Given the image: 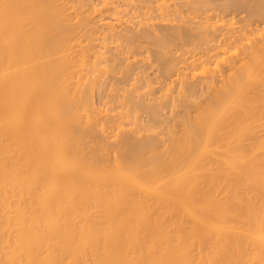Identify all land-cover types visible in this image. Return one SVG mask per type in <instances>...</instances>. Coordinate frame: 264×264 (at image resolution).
<instances>
[{"label": "bare ground", "instance_id": "1", "mask_svg": "<svg viewBox=\"0 0 264 264\" xmlns=\"http://www.w3.org/2000/svg\"><path fill=\"white\" fill-rule=\"evenodd\" d=\"M170 1L0 0V264H264V0Z\"/></svg>", "mask_w": 264, "mask_h": 264}, {"label": "rangeland", "instance_id": "2", "mask_svg": "<svg viewBox=\"0 0 264 264\" xmlns=\"http://www.w3.org/2000/svg\"><path fill=\"white\" fill-rule=\"evenodd\" d=\"M108 1L111 2L112 0H108ZM155 1H156V0H155ZM180 1H181L182 5H179V4H178V3H180ZM180 1L176 0V2H177L176 5L180 6V9H179V10H181V11L183 12V13H182V12H181V13L184 14V16H183L184 18L182 17V18H180V19L184 20L185 17L187 16L186 18H189V19H186V20H184V21H187V20H188V22L190 21V22H189L190 24H191L192 22L195 21L194 24H195V26H196V23H197V17H199L198 19H200L199 21H201V20H203V18L206 16V12L203 10V11L205 12V14H204L203 12H200V13H199L200 15L194 18V16H195L194 14H195V13H194V14H192L193 12L191 13V10H190L191 8H189V11L186 9V7H190V5L188 4V3H189L188 0H187V1L184 0V2H183V0H180ZM189 1H190V0H189ZM192 1H194V0H191V3H192ZM210 1H214V0H210ZM215 1H216V0H215ZM218 1L221 2L222 0H218ZM223 1H225V0H223ZM153 2H154V1H153ZM157 2H158V1H157ZM157 2L153 3V6H152V7H154V4H155V6H156V3H157ZM171 2L175 4V0H171L170 3H171ZM187 2H188V3H187ZM208 2H209V1H208ZM208 2H207V3H208ZM226 2H228V1L226 0L225 3H226ZM251 2H252V0L250 1V3H251ZM149 3H150V2H149ZM181 3H180V4H181ZM183 3L186 4V6H185V9L183 8V10H182ZM191 3H190V4H191ZM211 3H212V2H211ZM214 3H215V2H213L212 4L208 3V5H207L208 7L206 6L207 9L210 8L211 10H214V12H213V11H212V12H211V11H208L209 16H211V14L213 15V16L211 17L212 19L210 18L211 22H212V20H213L214 23H215V22L218 23V20H219V22H220L221 17H223L224 15H225L224 17L226 18V19L224 18V21H225V20L228 21L227 19H228L229 17H230V18H229V21H230V20L232 19V16H233V18H236V17H237L236 19L239 20V19H238V16L241 15V14H242V15L244 14V16L241 15L242 17H244V18H245V16L247 17L246 10H245V12H244V9H243V10L239 9V10H241V11H238V12H236V10H231V9H230V10L227 12V15H226V10L224 11V10H222L221 8H220V10H219L220 12L217 11V10L215 11V7H214V5H217L216 9H218V8L220 7V6L218 7V5H220V3H218L217 1H216L215 4H214ZM217 3H218V4H217ZM228 3H229V2H228ZM151 4H152V2H151ZM151 4H150V6H151ZM187 4H188V6H187ZM209 4H210L211 6H213V8H211V6L209 7ZM221 4H222V3H221ZM148 5H149V4H148ZM109 6L111 7V4H109ZM178 6H177V8H178ZM156 7H157V6H156ZM156 7H155V8H156ZM121 8L123 9V7H121ZM155 8H152L154 12H155ZM204 9H205V8H204ZM210 9H209V10H210ZM156 10H157V9H156ZM186 10L188 11V13H191V14H192V15H191V14L189 15L190 17L188 16V13H187ZM185 11H186V12H185ZM201 11H202V10H201ZM222 11H223V12H222ZM233 11H234V12H233ZM125 12H126V13H125ZM158 12H159V11L155 12L156 15H155V13L152 15L153 12H151V16H153V17H154V16H157ZM217 12H219V13H217ZM221 12H222V14H221ZM229 12H230V13H229ZM239 12H240V13H239ZM124 13H125V14H124ZM185 13H186L187 15H185ZM202 13H203V18H202V17L200 18V16H202ZM208 13H207V14H208ZM213 13H214V14H213ZM216 13H217V14H216ZM223 13H224V14H223ZM228 13H229V14H228ZM234 13H236L237 15L234 14ZM182 14H178V15H176V17H173V18H170V17H172V15H175V14L167 15V16H168L167 19L163 20V22H167V20H169L168 18H170V19H174V20H175V18H176L175 21H174V20H170V22L168 21V24H172V21H174V23H178V24H179V22H181L182 24H186L184 21H183V22H184V23H183L182 20H179V17L182 16ZM215 14H216V15H215ZM231 14H232V15H231ZM245 14H246V15H245ZM123 15H125V16H122V14H121V18H123L122 21H125V23L122 22V25H123V23H124V24H125L124 26H126V25L128 24V23H126V20L128 19V20H130V21H128V22H130V26H129V27H131V28L134 27L135 31H138V30L143 31V29H145V28L142 27V20H141V19H144L143 21H144V22L146 21L145 18H143L144 16H140V18H139V16L136 17V16H133V15L131 14V15L133 16V18L130 19V18H131V17L129 16L130 13L128 14L127 11H124V12H123ZM217 15H218V16H217ZM220 15H223V16L220 17ZM230 15H231V16H230ZM234 15H235V16H234ZM105 16L107 17V19H109V18L111 17V12H108V11H107V12L105 13ZM178 16H179V17H178ZM191 16H192L193 18H191ZM70 17H71V16H70ZM70 17L68 16V19H69L70 21H72V22H73V19L76 18V17L73 16V17H71V18H72V20H71ZM141 17H142V18H141ZM153 17H152V19H151L150 21H152V23L156 25L157 23H155L154 20L157 22V17H158V16L156 17V19H154ZM213 17H214L215 19H216V17H218V18L220 17V18H219V19L217 18L218 20L215 21ZM227 17H228V18H227ZM138 18H139V20H138ZM150 18H151V17H150ZM158 18H159V20L162 19L161 17H158ZM160 18H161V19H160ZM164 18H165V17H164ZM177 18H178V20H177ZM190 18H191L192 20H193V19H194V20L191 22ZM239 18H240V16H239ZM133 19H135V21H139V23H141V27H142V28L139 27L140 25H138V22L133 21ZM153 19H154V20H153ZM248 19H249V18H248ZM74 20H75V19H74ZM76 20H77V19H76ZM76 20H75L74 22H76ZM140 20H141V22H140ZM159 20H158V22H160ZM233 20H235V19H232V21H233ZM237 20H236V21H237ZM252 20H253V19H251L250 21H252ZM93 21H94L95 23H97V22H98V18L93 19ZM131 21L133 22V24H131V23H132ZM176 21H177V22H176ZM199 21H198V22H199ZM226 21H225V22H226ZM253 21H254V20H253ZM134 22H135L137 25H134ZM188 22H187V24H188ZM222 22H223V21H222ZM263 22H264V21H263ZM263 22H262V23H263ZM145 23H146V22H145ZM145 23H143V24L146 25V26L148 25V29H150V30L153 29V30H152L153 32L156 31L157 28L153 25V26L156 28V29H154V27L151 25V24H152L151 22H150V23H151V24H150V25H151L150 28H149V24H145ZM147 23H149V22L147 21ZM161 23H162V21H161ZM181 23H180L179 25H181ZM223 23H224V22H223ZM240 23H242V22L237 23V25H241ZM260 23H261V22H260ZM178 24H174V25H178ZM194 24H191V25H194ZM128 25H129V24H128ZM131 25H132V26H131ZM144 25H143V26H144ZM172 25H173V24H172ZM261 25H262V27H264L263 24H261ZM261 25H259V26H261ZM135 26H136V27H135ZM137 26H138V27H137ZM146 26H144V27H146ZM259 26H258V28H259ZM151 27H153V28H151ZM157 27H158V30H159V29H160V28H159L160 26L157 25ZM150 30H149V31H150ZM158 30H157V31H158ZM152 31H151V32H152ZM79 32H81V31H79ZM79 32H76L75 35H77V33H79ZM153 32H152V33H153ZM79 34H81V35L84 34L83 37L81 36L82 38H85L86 36H88V35H86V33H84V32H81V33H79ZM85 35H86V36H85ZM79 36H80V35H79ZM82 38H81V39H82ZM146 44H147V45H146ZM150 44H151V43H150ZM141 45H142V44H141ZM144 45H145L146 47H145ZM148 45H149V43H145V42H144V44L142 45V46L145 48V50H147V52H148V48H149V46H150V47L154 46V45H152V46H151V45L148 46ZM147 47H148V48H147ZM154 47H155V46H154ZM144 48H141V50H143ZM149 49H150V48H149ZM152 49H154V48H152ZM152 49L149 51L150 53H151ZM145 52H146V51H145ZM145 52H143V53H145ZM147 52H146V53H147ZM149 52L147 53V54H149V56L146 55V53H145V54H142V52H141V54H142V55H146V58H145V56H144V58L146 59L145 61L147 62V60H148V62L150 63V62H152L153 59H151L152 57H151V55H150ZM136 55H137V54H136ZM136 55H135V58H139V57L142 56V55H140V53L138 54V55H140L139 57H138V55H137V57H136ZM147 56L149 57V59H147ZM142 58H143V56H142ZM131 59H132V58H131ZM131 59H128L126 65H128V62H130ZM133 59H134V58H133ZM133 59H132V62H134V64L131 62V64H133V65H131V66H133L132 69H131V70H132L131 72H133L134 70L137 72L136 69L139 68V70H138L139 72H138V73H139V76H140L141 71H143V69L141 70V65H142L141 63H144L145 61H144L143 59H142V60H143L144 62H141L142 60H140V59H139V60H135V61L138 62V63H137L138 65H137V64H135V61H133ZM117 60H118V59H117ZM129 60H130V61H129ZM149 60H150V61H149ZM118 61H119V60H118ZM121 61H122V64H125V62H126V61L124 62L123 60H121ZM140 62H141V63H140ZM148 62H147V63H148ZM154 62H155V61H154ZM154 62H153V63H154ZM139 63H140L141 65H140ZM147 63H144V64H146V67L148 68L147 65H148L149 63H148V64H147ZM153 63H151L152 65H151V64L149 65V68H151L150 70H149V68H148V69H147V68H144V71H145V72H146V71H149V72H146V74H148V75H145V77H144L143 75L145 74V72L143 71V73H141L142 79H143V77H144V79L142 80V81H144V82H142V81L140 82V80H141L140 78H141V77H138V75H137L136 78H137V79L139 78L140 80H139V79H138L139 81L136 80V78L134 77L136 73H135V74L133 73L134 76L131 74V76H133V77H130V79L128 80V83H126V86L128 87L127 84H129V82H130L131 85H133L134 83H135V85H136L137 83H138V85H139V84L142 85V83L145 84V83L147 82V79H148V82H149L151 79L153 80L154 77H157V76H158V73H157V76H156V72H157V69H158V67H157V66H158V63H157V62H155L154 64H153ZM156 64H157V66H156ZM118 65H119V67H120V66H123V65H121V63L118 64ZM126 65H125V66H126ZM139 65H140V67H139ZM125 66H123V67L125 68ZM143 66H144V65H143ZM143 66H142V67H143ZM152 66H153V67H152ZM213 66H215V64H213L212 67H213ZM119 67H116V68L121 69L122 71L124 70L122 67H121V68H119ZM136 67H137V68H136ZM210 67H211V66H210ZM212 67H211V68H212ZM156 68H157V69H156ZM118 69H116L115 71L118 72ZM146 69H147V70H146ZM152 69H153V70H152ZM196 69H197V68H196ZM140 70H141V71H140ZM119 71H120V70H119ZM154 71H155V75H154ZM193 72H194V73H197V76H196V77H198V78H199V76L202 75L201 72L199 71V68H198L197 70L194 69ZM118 73H120V72H118ZM118 73H117V76H120L121 73H120L119 75H118ZM151 73H152V74H151ZM199 73H200L201 75L198 76ZM142 74H143V75H142ZM150 74H151V75H150ZM192 74H193V73H192ZM194 75H196V74H194ZM194 75H193V76H194ZM150 76H152V77L154 76V77L152 78V77H150ZM191 76H192V75H191ZM193 76H192V77H193ZM107 77H108V76H107ZM146 77H147V79H146ZM131 78H133V80H132ZM134 78H135V79H134ZM150 78H151V79H150ZM193 78H194V77H193ZM103 79H104V80H103L102 82L105 83V84H103V86H105V90H106V91L103 90L102 92H99V93H100V96H98L99 94L95 92V93H94L95 96L93 95V98L95 97V99H93V101L95 102V104H96L98 107L101 106V107L104 108V106H105L106 108H108V107L110 106L109 108L112 109L113 107H115V104L117 103L116 100H118V99H116V98H115L116 96H114V95H112V97H110V96H111V93H112V92H110L111 90H110V91L108 90V92H107V89H108V88H111V87H110V86H111V83H108V82H109V81H108L109 79H110V81H111V77H109V79H108V78H107V79H106V78H103ZM145 79H146V80H145ZM194 79H195V78H194ZM130 80L133 81L134 83L131 82ZM152 80H151V81H152ZM104 81H105V82H104ZM106 81H107V82H106ZM145 81H146V82H145ZM136 82H137V83H136ZM108 85H109V87H108ZM173 85H174V84H173ZM173 85H170L169 87H172V88H173ZM126 86L124 85V87H126ZM127 87H126V88H127ZM131 87H132V86H130L129 88H131ZM126 88H125V89H126ZM129 88H127V89H129ZM172 88L169 89L168 93L172 92ZM143 89H147V88H142V89H139V90H142V91H143ZM104 91H105V94H106V93H109V95H107V94L104 95V94H103ZM142 91H139V92H142ZM144 91H145V90H144ZM121 92H124V91H119V93H121ZM139 92H138V94H139ZM165 92H167V91H165ZM101 93H102V94H101ZM97 94H98V95H97ZM122 94H123V93H122ZM138 94H137V95H138ZM140 94H141V93H140ZM172 94H173V92H172ZM174 94H175V93H174ZM103 95H104V96H103ZM135 95H136V94H135ZM105 96H107V98H106ZM108 96H109V99H110V98H115V99L113 100V102L111 101V99L108 100ZM104 97H105V98H104ZM149 97H150V95H147V100L149 99ZM153 97H154V96H153ZM153 97H152V98H153ZM97 98H98V99H97ZM100 98H101V99H100ZM150 98H151V97H150ZM152 98H151V100H152ZM102 99H103V100H107V101L109 102V104H108L107 101L104 102ZM99 101L101 102V104H100ZM110 101L112 102V104L110 103ZM149 101H150V99H149ZM154 101H155V100H154ZM154 101L152 100V102H154ZM114 102H115V103H114ZM118 102H119V101H118ZM150 102H151V101H150ZM97 103H98V104H97ZM103 103H107V104H108V107L106 106V104H103ZM102 104H103L104 106H103ZM118 104H119V106L116 104V108H117L116 110H120V109H119V108H120V102H119ZM99 105H100V106H99ZM112 106H113V107H112ZM117 106H118V107H117ZM101 107H100V108H101ZM103 108H102V109H103ZM164 108H165V107H164ZM104 109H105V108H104ZM104 109H103V110H104ZM162 110H164V111H162L163 113L166 111V112H165L166 114L164 113V116H167V115L170 116V115H171V114H169L170 109H168V107L165 108V109H162ZM168 110H169V111H168ZM139 113H140V112H139ZM139 113H138V114H139ZM170 113H172V112H170ZM142 115H143V116H142ZM145 115H146V114L140 113V118L142 117L141 120L143 119V120H144V121L142 120L143 122H146V120H145V119H146V116H145ZM170 117H171V116H170ZM170 117H169V119H170ZM167 119H168V116H167ZM167 119H166V122H165L166 124L164 123L163 126H164V125H167V124L169 123V119H168V120H167ZM142 121H141V123H143ZM167 122H168V123H167ZM144 124H145V123H144ZM129 127L131 128V126H126L125 128H126V129H129ZM164 127H165V126H164ZM125 128H124V129H125ZM177 128H179V127H177ZM158 130L160 131V129H158ZM157 132H158V131H157Z\"/></svg>", "mask_w": 264, "mask_h": 264}]
</instances>
